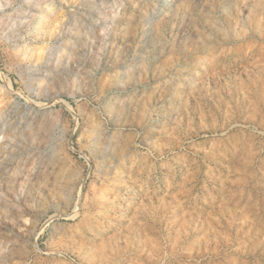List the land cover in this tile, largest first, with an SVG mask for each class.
<instances>
[{"label": "rangeland", "instance_id": "1", "mask_svg": "<svg viewBox=\"0 0 264 264\" xmlns=\"http://www.w3.org/2000/svg\"><path fill=\"white\" fill-rule=\"evenodd\" d=\"M0 264H264V0H0Z\"/></svg>", "mask_w": 264, "mask_h": 264}]
</instances>
